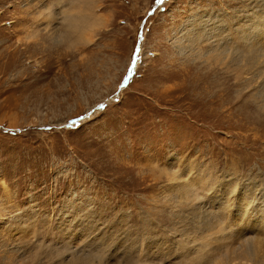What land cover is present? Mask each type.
<instances>
[{"label":"rangeland","instance_id":"rangeland-1","mask_svg":"<svg viewBox=\"0 0 264 264\" xmlns=\"http://www.w3.org/2000/svg\"><path fill=\"white\" fill-rule=\"evenodd\" d=\"M263 7L0 0V264L221 248L223 226L192 228L203 211L264 201V62L245 49Z\"/></svg>","mask_w":264,"mask_h":264},{"label":"bare ground","instance_id":"bare-ground-1","mask_svg":"<svg viewBox=\"0 0 264 264\" xmlns=\"http://www.w3.org/2000/svg\"><path fill=\"white\" fill-rule=\"evenodd\" d=\"M261 13L262 15L259 13L258 16L252 15L255 19L248 21L250 24L247 27L248 29L245 30V49L247 48L249 55L251 54L247 59L248 64L255 63L260 58H263L264 62V12ZM189 187V189H192L191 185ZM252 204L254 205V203ZM213 205L215 207V204ZM247 205L246 202L237 205L238 210L231 209L232 206L228 203L220 205L218 208H213L210 205L211 207L203 211L204 221L201 222L203 229H196L193 226L192 228L196 232L197 230L208 232L214 226H223L222 230L225 229L224 231L227 233L224 239L221 238L222 241L224 240L221 248L214 247L211 243L205 245L206 255H203L205 258L200 261V264L205 261L209 264H264L262 262L264 260L262 248L264 247L261 248L263 239L260 236L264 234V201L261 202L260 200L252 209V212L245 213ZM224 223L228 225H223Z\"/></svg>","mask_w":264,"mask_h":264},{"label":"snow or ice","instance_id":"snow-or-ice-1","mask_svg":"<svg viewBox=\"0 0 264 264\" xmlns=\"http://www.w3.org/2000/svg\"><path fill=\"white\" fill-rule=\"evenodd\" d=\"M157 2L162 4V3H164V0H157Z\"/></svg>","mask_w":264,"mask_h":264}]
</instances>
